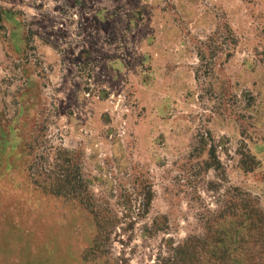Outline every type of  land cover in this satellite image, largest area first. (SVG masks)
Wrapping results in <instances>:
<instances>
[{
  "label": "rangeland",
  "instance_id": "374dc122",
  "mask_svg": "<svg viewBox=\"0 0 264 264\" xmlns=\"http://www.w3.org/2000/svg\"><path fill=\"white\" fill-rule=\"evenodd\" d=\"M263 214L264 0H0V264H173Z\"/></svg>",
  "mask_w": 264,
  "mask_h": 264
},
{
  "label": "trees",
  "instance_id": "16d2710c",
  "mask_svg": "<svg viewBox=\"0 0 264 264\" xmlns=\"http://www.w3.org/2000/svg\"><path fill=\"white\" fill-rule=\"evenodd\" d=\"M249 220L239 223V229L230 223V230L221 225L204 238H189L179 247L173 264H264V214ZM247 237L252 245L244 247Z\"/></svg>",
  "mask_w": 264,
  "mask_h": 264
}]
</instances>
